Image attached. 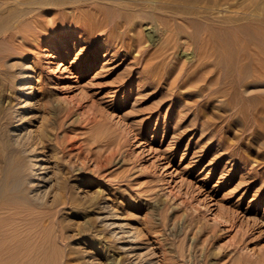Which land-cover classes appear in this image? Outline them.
Returning a JSON list of instances; mask_svg holds the SVG:
<instances>
[{
	"label": "rangeland",
	"instance_id": "374dc122",
	"mask_svg": "<svg viewBox=\"0 0 264 264\" xmlns=\"http://www.w3.org/2000/svg\"><path fill=\"white\" fill-rule=\"evenodd\" d=\"M86 3L94 14L96 0ZM150 19L143 39L158 41ZM79 25L29 41L0 32V189L21 156L35 212L11 224L17 264H264V121L248 122L260 89H236L234 55L217 52L223 94L200 105L197 85L172 86V65L149 59L152 41L143 59L135 46L107 52L88 34L93 24Z\"/></svg>",
	"mask_w": 264,
	"mask_h": 264
},
{
	"label": "bare ground",
	"instance_id": "6f19581e",
	"mask_svg": "<svg viewBox=\"0 0 264 264\" xmlns=\"http://www.w3.org/2000/svg\"><path fill=\"white\" fill-rule=\"evenodd\" d=\"M86 1L88 0H0V32H5L11 28L20 35L23 41H29L32 35L34 36L38 33L41 35L43 31L49 32L48 28L51 25L56 26L54 27V31L61 30V32L66 33L67 30L74 28L79 24L80 27L83 23V26L86 29L90 24H93L94 28H92L91 25V28H88V34L94 38L97 47H99L100 44L105 45L108 47V50L106 49L107 52H109L110 48H118V45H126L128 48L135 46L140 58L144 56L146 58V53H149L150 51L145 49V47H147L145 46V43L152 41L154 53L150 57L148 55L149 59L158 60L156 63L159 65H172L171 74L175 76V79L171 80L172 86L179 85V83L184 86L189 82L190 84L197 85L198 92H192L190 95L194 97V100L195 98L200 99V105L203 104L204 101L208 102L213 98L215 100V97L222 96L223 86L225 85H223L224 72L220 64L223 61L220 62L222 55L219 54V56L217 52L221 51V53H223L224 51L226 52L227 50H230L235 58L231 69L233 71H230L233 74L232 82L235 83L236 89L237 87H241L245 94L250 88H254L256 91L257 89H260V91L258 90L252 98L254 102L256 101L259 104L254 106L252 110L253 120L250 119L248 122L249 124L253 123L260 126L264 121V0H96L98 4L94 6V14H90V12L84 8L86 7L84 5H90L89 3H86ZM101 1H108L111 3L110 7L113 14L110 13L109 15V13L107 14L103 12L104 5L102 4L103 6H101V3H99ZM61 7L73 8H67L69 10L67 11L64 9L60 10ZM105 7L109 6L105 5ZM54 9L59 10L55 13V18L48 22L47 17L52 14L54 15ZM144 14H148L151 18L150 20L157 23L156 26L160 28L162 34L160 40L157 41L152 38H147V42L144 41L141 31ZM190 17H197L201 21L203 19L205 24L201 25L198 23L200 20L197 21L194 18L190 19ZM83 19L85 22H83ZM81 20L83 21L81 22ZM45 24H47L48 27L46 26V28H43L45 27ZM133 35H135L136 38H134ZM218 37L224 39L226 46L223 44V41H220L221 38L218 39ZM229 37H231V39L230 41H227ZM143 45L145 47H143ZM127 47L125 48L126 50ZM192 48L194 54H192L193 57L191 60L189 59V62H187V58L183 62L180 61V63H176L178 58L175 59V57L179 54L177 53L178 50L186 53ZM15 49L20 50V46H16ZM94 55L97 57L99 53L95 52ZM230 58L228 59L230 60ZM135 60L138 59L135 58ZM230 61L232 62L233 58ZM139 62L140 61H138V63ZM176 65L179 67H175ZM221 65L225 64L223 63ZM153 68L154 67H152V69ZM210 74L213 75L210 76ZM196 87L193 86L195 89ZM20 88L21 87H18L17 90ZM190 89L193 91L192 88ZM230 89H232V87ZM240 92L242 91L240 90ZM244 93L242 95H244ZM228 94L229 92L227 95ZM238 95L237 97H239ZM244 101L245 100H242L241 102L238 101L240 102V106L243 105ZM197 104L199 105V102L196 103V106ZM27 105H29V103H27ZM23 147H28V144L24 143L22 146L14 145L13 152L19 156ZM25 149L28 150V148ZM25 149L23 150L24 152H26ZM22 153L21 155H23ZM23 163L21 156L13 158L11 164L14 165L12 169L16 171V174L13 175L11 174V171L8 172L0 189V264L18 263L16 256H18L19 246L15 244L16 239H14L15 233H18V229L16 226H11V224L13 225L14 222H17L18 220L21 222L23 218L32 213L35 214V212H31L30 209H27L29 201L24 198V195L29 193V187L25 184L26 177L24 170L22 169L24 165ZM33 167L36 169L37 163H35ZM19 255H21L20 252ZM61 262L62 260L60 263ZM53 263L54 262L51 264Z\"/></svg>",
	"mask_w": 264,
	"mask_h": 264
}]
</instances>
